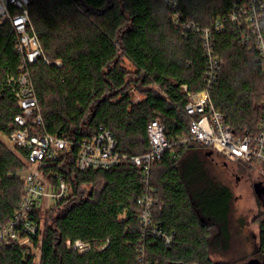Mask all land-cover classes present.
I'll use <instances>...</instances> for the list:
<instances>
[{"label":"trees","instance_id":"obj_1","mask_svg":"<svg viewBox=\"0 0 264 264\" xmlns=\"http://www.w3.org/2000/svg\"><path fill=\"white\" fill-rule=\"evenodd\" d=\"M29 1L31 23L50 62L29 66L45 132L80 142L102 126L128 155L149 151L146 132L152 120L164 125L168 140L188 134L182 86L191 93L203 88L205 59L199 36L182 33L174 15L180 12L181 22L206 28L227 14L229 0H175L176 8L165 0ZM213 52L224 61L210 91L215 110L236 134L256 132L264 110L256 52L241 45L230 27L214 34ZM20 65L14 36L0 26V135L5 138L19 112L6 76L16 75ZM131 89L143 99L134 102ZM194 152L210 150L188 143L151 166L149 184L158 197L153 222L173 236L168 245L152 235L142 239L140 168L126 162L107 171L79 172L73 150L44 169L54 183L62 177L71 194L47 211L51 225L44 230L38 264H139L140 246L145 264H226L214 262L212 254L229 227L232 194L224 190L210 199L199 191L184 169ZM25 168L26 152L0 139V224L21 200ZM258 229L257 249L264 256V212ZM67 240L87 243L90 250H69ZM0 264H34V257L6 244L0 248Z\"/></svg>","mask_w":264,"mask_h":264},{"label":"built area","instance_id":"obj_2","mask_svg":"<svg viewBox=\"0 0 264 264\" xmlns=\"http://www.w3.org/2000/svg\"><path fill=\"white\" fill-rule=\"evenodd\" d=\"M165 1L170 7L176 8L175 0ZM29 4V0H0V26L5 25L14 36V52L21 62L16 75L6 76V87L11 90L19 109L10 123L8 140L12 147L26 152V168L20 174L23 194L10 219L0 224V248L6 244L20 247L34 257V264H38L44 214L52 203L71 194V188L62 177L57 179L56 176L54 183L51 173L44 169L70 155L73 150L75 168L79 172L107 171L126 162L141 169L144 189L140 198V233L142 239L152 235L162 239L166 245L172 242L173 236L162 232L153 222V210L158 197L149 183L151 166L155 161L175 147L198 143L225 162L242 163L253 168L264 166V110L256 132L238 135L224 122L222 114L215 110L210 97L211 88L224 66L223 59L214 55L213 36L227 27L234 30L235 39L241 45L256 52L264 79V0H229L227 14L206 28L190 20L181 22L182 14L175 13L181 32L188 30L199 36L202 42L204 86L194 93L182 86L186 104L181 111L189 121L188 134L168 140L164 125L152 120L146 132L149 151L141 155L121 153L111 132L102 126L80 142H74L65 135L45 132L29 66L39 60L45 64L50 62L31 23ZM55 64L60 65V62ZM66 245L69 250L79 254L90 250L89 244L80 240H67ZM138 253L139 264H145L144 246H140Z\"/></svg>","mask_w":264,"mask_h":264},{"label":"rangeland","instance_id":"obj_3","mask_svg":"<svg viewBox=\"0 0 264 264\" xmlns=\"http://www.w3.org/2000/svg\"><path fill=\"white\" fill-rule=\"evenodd\" d=\"M124 65L132 69L128 62ZM132 99H143L141 93L131 89ZM1 141L13 148L8 138L0 135ZM184 169L197 181L199 191L214 198L224 190L232 194L231 216L222 242L212 254L214 262L226 264H251L256 257L258 243V221L264 212V173L261 168H248L241 163H229L217 156L194 152L185 159ZM50 212L43 218L41 235L51 225ZM262 264H264V258Z\"/></svg>","mask_w":264,"mask_h":264},{"label":"flooded vegetation","instance_id":"obj_4","mask_svg":"<svg viewBox=\"0 0 264 264\" xmlns=\"http://www.w3.org/2000/svg\"><path fill=\"white\" fill-rule=\"evenodd\" d=\"M256 249H257V247H256ZM256 251H257V253H256V257H255L254 259H256L257 261H256L255 264H262V261H263V260L260 259V257L264 258V256L261 255V254L259 253L258 249H257ZM254 261H255V260H254Z\"/></svg>","mask_w":264,"mask_h":264},{"label":"water","instance_id":"obj_5","mask_svg":"<svg viewBox=\"0 0 264 264\" xmlns=\"http://www.w3.org/2000/svg\"><path fill=\"white\" fill-rule=\"evenodd\" d=\"M207 156H212V152L210 151V152H207V154H206ZM256 263V261H253L251 264H255Z\"/></svg>","mask_w":264,"mask_h":264}]
</instances>
